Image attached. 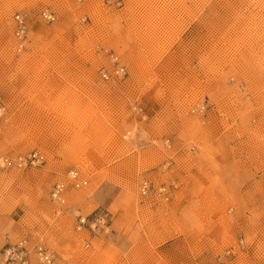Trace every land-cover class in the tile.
I'll return each mask as SVG.
<instances>
[{"label":"rangeland","instance_id":"1","mask_svg":"<svg viewBox=\"0 0 264 264\" xmlns=\"http://www.w3.org/2000/svg\"><path fill=\"white\" fill-rule=\"evenodd\" d=\"M32 152L0 168V261L25 238L59 264H264V0H0V159Z\"/></svg>","mask_w":264,"mask_h":264},{"label":"built area","instance_id":"2","mask_svg":"<svg viewBox=\"0 0 264 264\" xmlns=\"http://www.w3.org/2000/svg\"><path fill=\"white\" fill-rule=\"evenodd\" d=\"M34 16L29 11H19L13 15V34L18 43V47H23L27 33L29 30V23ZM37 17L45 24H52L56 21V14L48 9H41L37 13ZM109 61L112 64L111 69L101 67L99 69V77L103 81H114L123 78L126 75L125 66L119 61L115 54L109 55ZM43 161L42 157L32 152L27 156H17L15 159H0V168H18L22 169L27 166H35ZM68 179L75 187L81 185L77 172L70 171ZM65 184L57 183L51 191V200L59 205L65 203ZM165 187L153 188L149 182L144 181L141 184L140 192L146 195L150 192L156 194H164ZM109 219L108 212H93L87 216L76 214V231L88 230L90 233L95 234L105 232L107 222ZM85 248L89 244H85ZM35 258L37 264H59L54 254L43 245H35L32 249L29 248L28 240L25 238L17 240L13 244H8L1 253V264H32L31 259Z\"/></svg>","mask_w":264,"mask_h":264}]
</instances>
